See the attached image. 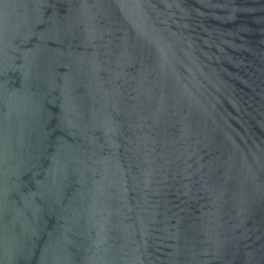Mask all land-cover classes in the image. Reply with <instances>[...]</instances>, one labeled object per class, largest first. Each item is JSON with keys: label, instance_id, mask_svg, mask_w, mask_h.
I'll return each instance as SVG.
<instances>
[{"label": "water", "instance_id": "water-1", "mask_svg": "<svg viewBox=\"0 0 264 264\" xmlns=\"http://www.w3.org/2000/svg\"><path fill=\"white\" fill-rule=\"evenodd\" d=\"M0 264H264V0H0Z\"/></svg>", "mask_w": 264, "mask_h": 264}]
</instances>
